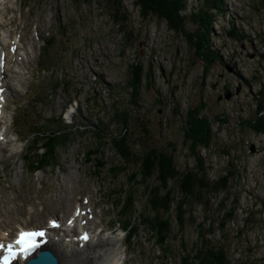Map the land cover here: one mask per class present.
I'll return each instance as SVG.
<instances>
[{
	"label": "rangeland",
	"instance_id": "1",
	"mask_svg": "<svg viewBox=\"0 0 264 264\" xmlns=\"http://www.w3.org/2000/svg\"><path fill=\"white\" fill-rule=\"evenodd\" d=\"M199 2L186 0L181 12L188 38L154 14L142 17L135 0L1 1L0 38L18 40L21 60L5 67L0 221L62 223L85 202L90 239L99 238V256L111 252L117 264H199L202 242L222 249L225 264H264V0H223L207 35L215 59L194 48L198 32L187 15ZM128 111L123 133L134 155L153 147L170 153L178 170L192 169L183 140L193 133L189 122L202 117L209 143L198 153L208 180L232 172L226 192L208 194V211L190 204L178 225L172 203L164 243L140 225L152 215L143 193L155 179H133L135 161L113 148L122 129L115 121ZM34 130L41 134L33 139ZM53 130L62 135L48 141ZM176 185L167 182L175 197ZM220 201L234 208L223 225ZM60 227L55 235L70 234Z\"/></svg>",
	"mask_w": 264,
	"mask_h": 264
},
{
	"label": "trees",
	"instance_id": "2",
	"mask_svg": "<svg viewBox=\"0 0 264 264\" xmlns=\"http://www.w3.org/2000/svg\"><path fill=\"white\" fill-rule=\"evenodd\" d=\"M185 1L186 0H135L134 4L138 7V12L142 17L154 14L158 18L163 19L169 28L179 30L190 38V35H187L183 28L184 16L181 15V12L185 11ZM222 2L223 0H202V4L199 2L201 4L200 7L195 11H193V9L189 10L187 15L189 20L196 25L195 31L198 32V34H194V48L196 52L199 53L198 51L203 50L204 53L209 54L210 59H215L217 56L208 46L207 35L209 34V28L212 26L213 20L215 19V14H222ZM117 11L115 10L112 15L114 16ZM228 33L235 39H238L239 37L234 35L233 27L231 26L229 27ZM139 72L140 67L135 66L130 78L131 82L129 83L133 91L136 88V79L139 77ZM258 94L261 97V100L259 101L262 106V103L264 102V88H261V90L258 91ZM128 113L129 111L126 113L119 112L118 114L119 118L117 117L115 122L117 124L120 123L122 129L120 132L116 133L114 136L116 137L115 139L112 138L114 139L113 148L116 154L125 162L131 160L135 161L137 168L133 175V179L139 177L144 185L149 179H155V186L147 190L146 193H143L146 196L145 199L152 215L150 220L149 217L144 219L141 217L142 224L140 225H145V227L151 231V234L157 237L158 244L159 241L164 243V234L169 228L166 213L170 209L172 203L174 216L178 220V225L182 223L183 219H186V206L190 204H201V206L208 211V194L226 192L228 187L227 183L232 177V172H225L223 175L216 177L212 181L208 180L203 167V162L198 153L200 147H206L209 143V123L205 118L198 117L189 122L192 124L191 130H193V133H191L189 137H186L183 140V143L192 156L194 164L192 169L182 171L176 168L172 155L170 153L162 152L160 149L150 147L138 156L131 152V149L124 138L125 133H123L126 130ZM40 134L41 133L38 130H34L31 132V138L34 139L36 138V135ZM60 135L62 134L58 130L47 131L46 139L48 141H57L60 138ZM43 153L38 156L39 158L41 157L42 160L44 159ZM33 162L39 164L36 160ZM34 168L38 169L40 166ZM169 180H175L177 183V197L173 195L172 189L167 186ZM218 205L216 215L221 213L219 218L223 225L231 220L234 208H230L229 210L224 208L222 201H220ZM128 211L127 213H129ZM128 216L129 219H135L132 213H129ZM132 223L128 224L129 228L132 226ZM222 225H220V227H222ZM202 244H205L204 250H202L201 245L199 246L201 249L195 248V256L197 257L199 264L204 262V260H210L209 264H225L224 252L222 249L215 245L210 246V244L203 242ZM204 252L208 254L206 259L203 256ZM184 253L185 251H182L181 255ZM183 258L184 256L180 257V259ZM183 260H185V258Z\"/></svg>",
	"mask_w": 264,
	"mask_h": 264
},
{
	"label": "bare ground",
	"instance_id": "3",
	"mask_svg": "<svg viewBox=\"0 0 264 264\" xmlns=\"http://www.w3.org/2000/svg\"><path fill=\"white\" fill-rule=\"evenodd\" d=\"M1 1L2 0H0V5ZM17 42V39L8 41L5 38H0V113L2 112L3 104H5V97L2 93L8 88L5 80V78L7 77L5 67L9 63L12 64V62L16 67L20 66V62L16 61L17 59H20L17 55V52L15 51L18 46L16 45ZM6 44H9L10 46L8 45V47ZM6 46L7 49H5ZM18 76L19 72L16 73V79ZM4 131L5 129H0L1 137H3ZM2 139L4 140V138ZM83 205L84 206L78 205L74 207L73 213L70 214V212H68L69 215L67 216V220L65 218L63 219V221L65 220V228L61 229V231L66 230V232L68 231L71 234V231H74L76 228H78L80 229V231L78 232L76 237H74L73 234L70 235L69 233H65V236L63 235L64 238H60V235H55L48 228L46 232L45 248L53 252L54 256L57 259L56 264H117V260L114 254H111V252L107 254H105V252L101 256H99L100 248L98 246L96 247L95 244V241H97L99 238L90 239L91 235H88L89 230L85 228V225L89 223L88 219L90 217L91 211L89 208H87V204L85 202H83ZM19 223L20 222L18 221H0V239H8L9 236L14 234L17 230L31 228L29 226H23ZM63 223L64 222H62V224ZM82 232H87V236L85 237V239H82L79 236ZM12 264H24V259L14 260Z\"/></svg>",
	"mask_w": 264,
	"mask_h": 264
},
{
	"label": "snow or ice",
	"instance_id": "4",
	"mask_svg": "<svg viewBox=\"0 0 264 264\" xmlns=\"http://www.w3.org/2000/svg\"><path fill=\"white\" fill-rule=\"evenodd\" d=\"M2 138L3 137H0V139ZM37 236H44V232L20 231L13 242L8 244L0 242V251L4 253L2 256H0V264H12V261L17 259L20 254H28L34 251L37 245L32 242V238Z\"/></svg>",
	"mask_w": 264,
	"mask_h": 264
},
{
	"label": "water",
	"instance_id": "5",
	"mask_svg": "<svg viewBox=\"0 0 264 264\" xmlns=\"http://www.w3.org/2000/svg\"><path fill=\"white\" fill-rule=\"evenodd\" d=\"M57 259L50 251H41L34 259H28L25 264H56Z\"/></svg>",
	"mask_w": 264,
	"mask_h": 264
}]
</instances>
